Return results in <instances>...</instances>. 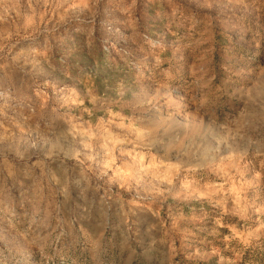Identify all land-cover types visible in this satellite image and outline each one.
Masks as SVG:
<instances>
[{"label":"rangeland","instance_id":"1","mask_svg":"<svg viewBox=\"0 0 264 264\" xmlns=\"http://www.w3.org/2000/svg\"><path fill=\"white\" fill-rule=\"evenodd\" d=\"M0 264H264V0H0Z\"/></svg>","mask_w":264,"mask_h":264}]
</instances>
